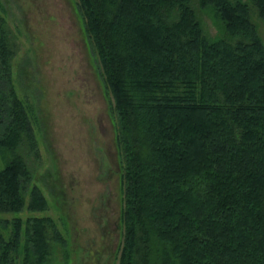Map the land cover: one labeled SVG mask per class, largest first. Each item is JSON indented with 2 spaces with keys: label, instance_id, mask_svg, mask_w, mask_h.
<instances>
[{
  "label": "trees",
  "instance_id": "trees-1",
  "mask_svg": "<svg viewBox=\"0 0 264 264\" xmlns=\"http://www.w3.org/2000/svg\"><path fill=\"white\" fill-rule=\"evenodd\" d=\"M196 1L77 0L116 118L119 264H264V0ZM15 46L0 10V211L17 213L48 201L34 185L26 202L33 120ZM49 220L2 219L0 264H49L35 238Z\"/></svg>",
  "mask_w": 264,
  "mask_h": 264
},
{
  "label": "rangeland",
  "instance_id": "rangeland-1",
  "mask_svg": "<svg viewBox=\"0 0 264 264\" xmlns=\"http://www.w3.org/2000/svg\"><path fill=\"white\" fill-rule=\"evenodd\" d=\"M0 3L16 44L13 83L33 120L34 144L26 136L21 145L32 170L26 202L34 185L48 201L44 210L0 211V223L15 215L51 217L43 235L35 234L38 250L48 242L49 264H119L124 224L116 118L77 0ZM252 8L264 39V17ZM199 11L213 36L212 11Z\"/></svg>",
  "mask_w": 264,
  "mask_h": 264
}]
</instances>
